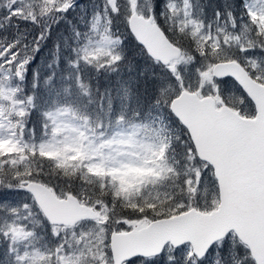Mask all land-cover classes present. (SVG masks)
Instances as JSON below:
<instances>
[{
  "label": "snow or ice",
  "instance_id": "obj_1",
  "mask_svg": "<svg viewBox=\"0 0 264 264\" xmlns=\"http://www.w3.org/2000/svg\"><path fill=\"white\" fill-rule=\"evenodd\" d=\"M0 264H264V0H0Z\"/></svg>",
  "mask_w": 264,
  "mask_h": 264
}]
</instances>
